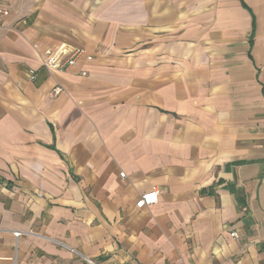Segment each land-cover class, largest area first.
Wrapping results in <instances>:
<instances>
[{"label": "crops", "instance_id": "obj_1", "mask_svg": "<svg viewBox=\"0 0 264 264\" xmlns=\"http://www.w3.org/2000/svg\"><path fill=\"white\" fill-rule=\"evenodd\" d=\"M0 3V264H264V0Z\"/></svg>", "mask_w": 264, "mask_h": 264}, {"label": "built area", "instance_id": "obj_2", "mask_svg": "<svg viewBox=\"0 0 264 264\" xmlns=\"http://www.w3.org/2000/svg\"><path fill=\"white\" fill-rule=\"evenodd\" d=\"M4 14L3 7L0 3V25L2 24V16ZM85 57L86 60H91V57L86 56L84 50L82 49H74L66 47L65 45L59 46L53 53L47 52L46 58L43 62V67L46 69L57 70V71H68L71 68L77 59ZM85 75V73H82ZM30 81L35 80V75L31 73L29 77ZM61 92L60 87H55L53 89V94L57 95ZM123 177V174H120ZM157 202V192L153 189L151 192L146 193L136 201L135 207L137 209H143L146 207H150ZM17 234V233H16ZM231 236L236 238V233H232ZM90 264H94L89 262Z\"/></svg>", "mask_w": 264, "mask_h": 264}]
</instances>
